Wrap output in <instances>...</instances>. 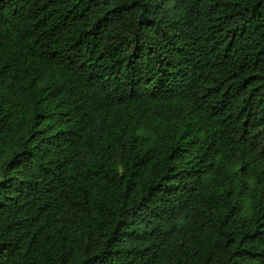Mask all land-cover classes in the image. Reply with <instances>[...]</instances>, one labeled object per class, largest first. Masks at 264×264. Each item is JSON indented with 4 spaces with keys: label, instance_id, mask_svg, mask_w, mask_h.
<instances>
[{
    "label": "trees",
    "instance_id": "obj_1",
    "mask_svg": "<svg viewBox=\"0 0 264 264\" xmlns=\"http://www.w3.org/2000/svg\"><path fill=\"white\" fill-rule=\"evenodd\" d=\"M0 264H264V0H0Z\"/></svg>",
    "mask_w": 264,
    "mask_h": 264
}]
</instances>
